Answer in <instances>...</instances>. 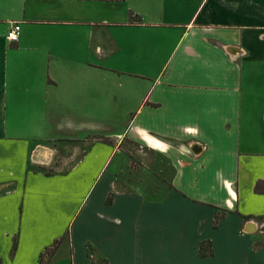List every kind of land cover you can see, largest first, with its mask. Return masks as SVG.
Wrapping results in <instances>:
<instances>
[{
	"label": "crops",
	"instance_id": "0c3cea01",
	"mask_svg": "<svg viewBox=\"0 0 264 264\" xmlns=\"http://www.w3.org/2000/svg\"><path fill=\"white\" fill-rule=\"evenodd\" d=\"M263 226L264 0H0V264H264Z\"/></svg>",
	"mask_w": 264,
	"mask_h": 264
},
{
	"label": "rangeland",
	"instance_id": "374dc122",
	"mask_svg": "<svg viewBox=\"0 0 264 264\" xmlns=\"http://www.w3.org/2000/svg\"><path fill=\"white\" fill-rule=\"evenodd\" d=\"M57 163V162H56ZM149 161L148 159H144L143 162L140 160H131L130 166L133 167L132 169H127L125 166L121 164L122 169L117 170L116 172V186L118 188H126L130 184H136L137 186H140V183L142 184L143 193L148 197H157L162 192V186L160 177H155L151 174L154 170H142L144 167H149ZM157 183L159 184V189L156 188ZM207 249V247H206ZM87 251L91 252V248H87ZM94 253V252H93ZM199 254V252H198ZM94 256L97 258V262L99 264H106V262L98 256L96 253H94Z\"/></svg>",
	"mask_w": 264,
	"mask_h": 264
},
{
	"label": "trees",
	"instance_id": "16d2710c",
	"mask_svg": "<svg viewBox=\"0 0 264 264\" xmlns=\"http://www.w3.org/2000/svg\"><path fill=\"white\" fill-rule=\"evenodd\" d=\"M223 214V211L220 212L218 211V213L215 215L214 219H213V225L215 226L217 223L218 218ZM207 247V249H206ZM198 252L200 256H206V255H212V248H211V242L210 240H203L200 242L199 247H198Z\"/></svg>",
	"mask_w": 264,
	"mask_h": 264
},
{
	"label": "built area",
	"instance_id": "2783aa9c",
	"mask_svg": "<svg viewBox=\"0 0 264 264\" xmlns=\"http://www.w3.org/2000/svg\"><path fill=\"white\" fill-rule=\"evenodd\" d=\"M20 25L19 23H13L6 32V38L8 40H16L19 36Z\"/></svg>",
	"mask_w": 264,
	"mask_h": 264
},
{
	"label": "bare ground",
	"instance_id": "6f19581e",
	"mask_svg": "<svg viewBox=\"0 0 264 264\" xmlns=\"http://www.w3.org/2000/svg\"><path fill=\"white\" fill-rule=\"evenodd\" d=\"M248 226H251V227L254 228V224L253 223H249ZM263 228H264V226H263Z\"/></svg>",
	"mask_w": 264,
	"mask_h": 264
},
{
	"label": "water",
	"instance_id": "95a60500",
	"mask_svg": "<svg viewBox=\"0 0 264 264\" xmlns=\"http://www.w3.org/2000/svg\"><path fill=\"white\" fill-rule=\"evenodd\" d=\"M263 228V227H262Z\"/></svg>",
	"mask_w": 264,
	"mask_h": 264
}]
</instances>
